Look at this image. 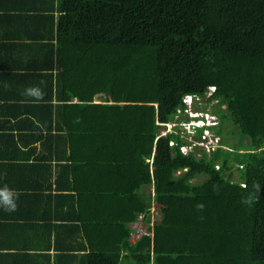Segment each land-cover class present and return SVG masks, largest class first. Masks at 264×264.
<instances>
[{"label": "trees", "instance_id": "trees-1", "mask_svg": "<svg viewBox=\"0 0 264 264\" xmlns=\"http://www.w3.org/2000/svg\"><path fill=\"white\" fill-rule=\"evenodd\" d=\"M56 1L54 32L41 36L53 52L45 99L14 108L37 119L27 130L50 133L38 139L54 149L39 160L58 165L55 197L69 175L78 213L97 215L82 219L87 264H264V0ZM212 87L206 102L219 121L206 129L221 143L184 153L190 142L179 129L162 135L165 124L184 96ZM23 93L12 98L30 100ZM227 122L240 138L233 148ZM194 129L200 142L204 129ZM223 147L240 159L238 182L222 174L228 161L217 163ZM93 175L100 186L76 180ZM153 203L160 219L151 227ZM140 215L149 234L132 244L128 225ZM108 239L107 249L93 247Z\"/></svg>", "mask_w": 264, "mask_h": 264}, {"label": "crops", "instance_id": "crops-1", "mask_svg": "<svg viewBox=\"0 0 264 264\" xmlns=\"http://www.w3.org/2000/svg\"><path fill=\"white\" fill-rule=\"evenodd\" d=\"M6 3L8 11H4ZM56 5V0H0V186L7 184L21 192L17 211L8 213L0 208V264H87L92 248L84 236V225L91 219L96 221L97 215L92 216L83 206L78 213V198L68 191L72 190L68 187L73 183L69 175L63 176L64 193L55 197L58 165L52 159L39 160L40 155L48 154L46 150L54 149L49 141L48 146L41 148L42 142L38 139L39 135L49 139L50 133L27 130L38 124L37 119L27 110L15 111L16 107L37 103L12 98L18 97L20 88L40 86L46 74L54 73L51 71L53 52L41 36L47 35L48 27L54 32V22L59 15ZM47 41L54 44V38ZM8 120L10 125L17 121L24 124L16 129L7 128ZM5 133L8 136L3 135ZM204 151L209 153L212 149ZM76 180L80 181V186L102 183L95 175L89 181ZM68 195L74 198L69 199ZM85 217L87 222L82 221ZM156 218L158 222L160 218ZM136 221L128 225L132 244L139 239ZM94 226L97 227L96 222ZM114 228L119 230L120 227ZM109 242L108 239L107 245L93 244V247L107 249Z\"/></svg>", "mask_w": 264, "mask_h": 264}, {"label": "rangeland", "instance_id": "rangeland-1", "mask_svg": "<svg viewBox=\"0 0 264 264\" xmlns=\"http://www.w3.org/2000/svg\"><path fill=\"white\" fill-rule=\"evenodd\" d=\"M211 91L207 92V95L206 97L204 98H201V99H193L191 104H187V108L189 110V112L186 114L187 115V118L184 116V114L180 113L176 116L174 122H175V125L171 124L169 127H167V131H171L173 130L174 128H177L181 131L182 133V136L185 140L189 141L190 144H195L196 141H197V137H196V134H195V129H194V125H192L193 127H190V125H186L184 126L185 122H189L190 120V116H191V112H196V111H203V112H208L209 113V116H205L204 114L202 115L203 118H205L206 120H211V115H213V111L215 110V102H209L207 103V97L210 95ZM219 110L220 111H225V107L220 105L219 106ZM215 117V116H214ZM215 122H218L219 121V118L218 117H215L214 119ZM233 125L231 122H227L225 124H223L222 126V136L224 137L225 141H227L228 144H230L229 146L227 147H231L233 148L235 144H232L234 143L235 141L236 142H239L240 141V138L239 136L237 135H233ZM216 137L215 136V133H214V130H210V133L208 136H205L206 137V144L209 143L210 141L208 140L210 137ZM221 143V140L218 141V144ZM202 148L201 146H196V147H185V151H189V150H195L197 153H200L202 151ZM223 151L220 153V156L217 160V163L219 164H222L224 161H228V164H229V170H225L222 174L224 177H229V179L232 181V182H238L240 180V177H241V174H240V170L238 169V165H239V162H240V159L238 157V155L236 153H228L227 151H224V150H229L228 148H225L223 147ZM205 150V149H204ZM197 156H199V154H197ZM230 174V175H229ZM204 179V176L203 175H200L196 178V182L200 181ZM157 205L156 204H152V207H151V212H150V215L151 217H153V221H155L157 218L156 217V212H157Z\"/></svg>", "mask_w": 264, "mask_h": 264}, {"label": "clouds", "instance_id": "clouds-1", "mask_svg": "<svg viewBox=\"0 0 264 264\" xmlns=\"http://www.w3.org/2000/svg\"><path fill=\"white\" fill-rule=\"evenodd\" d=\"M210 91H214V88L213 87L210 88ZM23 95L25 97L30 98V101H26V102H31V103H37L38 104V103L44 101L46 93L40 86L37 85V86L26 87L25 90H24ZM193 99L195 100L197 98H195L194 96H191V95L184 96L182 98V102L184 103L185 107L183 109L178 108L173 119H175L176 116L178 114H180V113L184 114V116L187 117L186 114L189 112V110L187 108V106H188L187 104H191ZM203 114L205 116H209L208 112H203V111H196L195 113L191 112V116H190L189 122H185L184 123L185 124L184 126L190 125V127H193L192 125H194V128L199 127V128L204 129L203 130V135L201 137V141L200 142L196 141V143L195 144H191V146H184V147L181 148V150H185V147H194V146H201V147L206 149L205 145H208L211 142H215V139H218V141L220 140L217 136L216 137L212 136V137H210L208 139L210 142L207 143V144L205 143L206 142L205 141L206 140L205 136H208L209 133H210V130L206 129V128L217 124V122L212 120V119L215 118L213 115H211L212 116L211 120H208V119L206 120L205 118L202 117ZM76 122H79V120L77 119ZM171 124L175 125V122L165 124L166 129ZM166 129H165V131H163L162 135H164V132H171L172 131V130L171 131H167ZM175 129H177V128H174L173 130H175ZM217 145H218V142L214 146H217ZM20 195H21V192L19 190L11 188L7 184H4L3 186H0V208H2L4 211H6L8 213H12V212L17 211L18 210V203L17 202H18V199H19ZM242 202L246 203V204L247 203H251V201L247 200V199L243 200ZM196 207H197V210L203 211L205 206L203 204H197ZM153 264H154V262H153Z\"/></svg>", "mask_w": 264, "mask_h": 264}, {"label": "built area", "instance_id": "built-area-1", "mask_svg": "<svg viewBox=\"0 0 264 264\" xmlns=\"http://www.w3.org/2000/svg\"><path fill=\"white\" fill-rule=\"evenodd\" d=\"M217 142H218V139H215V142H211L210 144L205 145L206 150L207 151H210L211 149L213 150L214 149V145L217 144ZM156 214H157V212H156ZM142 218H143V215H140L138 217V223H139V225L137 227V234H136L137 235V238H139L142 234H144V235H148L149 234L147 232V227H146L145 223L142 221ZM149 220H150L149 221V225L152 227L153 224L155 223V221H153L154 219H153V217H151V215H150ZM151 236H152V233H151Z\"/></svg>", "mask_w": 264, "mask_h": 264}, {"label": "water", "instance_id": "water-1", "mask_svg": "<svg viewBox=\"0 0 264 264\" xmlns=\"http://www.w3.org/2000/svg\"><path fill=\"white\" fill-rule=\"evenodd\" d=\"M246 144L249 145L247 138H246Z\"/></svg>", "mask_w": 264, "mask_h": 264}, {"label": "bare ground", "instance_id": "bare-ground-1", "mask_svg": "<svg viewBox=\"0 0 264 264\" xmlns=\"http://www.w3.org/2000/svg\"><path fill=\"white\" fill-rule=\"evenodd\" d=\"M190 100V99H189Z\"/></svg>", "mask_w": 264, "mask_h": 264}]
</instances>
